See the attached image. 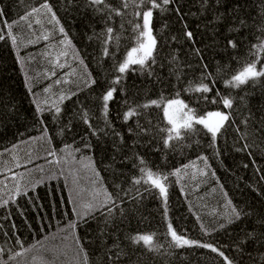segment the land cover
Here are the masks:
<instances>
[{
  "label": "trees",
  "instance_id": "trees-1",
  "mask_svg": "<svg viewBox=\"0 0 264 264\" xmlns=\"http://www.w3.org/2000/svg\"><path fill=\"white\" fill-rule=\"evenodd\" d=\"M156 3L0 0V264H264V76L227 84L264 66V0ZM147 10L152 57L120 73ZM174 99L228 120L166 143Z\"/></svg>",
  "mask_w": 264,
  "mask_h": 264
},
{
  "label": "snow or ice",
  "instance_id": "snow-or-ice-1",
  "mask_svg": "<svg viewBox=\"0 0 264 264\" xmlns=\"http://www.w3.org/2000/svg\"><path fill=\"white\" fill-rule=\"evenodd\" d=\"M93 3H102L103 0H92ZM149 2L152 5V8H157L160 5L156 3V0H149ZM163 4H168L170 3V0H162ZM44 8H48L49 11H51L50 7L47 4L43 5ZM34 11H39L38 9ZM3 13L0 11V16H2ZM31 15V13H29ZM152 16V11L147 10L143 13V28L144 31H141L137 37V45L136 47H133L128 51L126 59L124 62L119 66L118 71L120 73L126 72L128 70L130 65L133 64H138L143 66L145 62L152 57V52L155 47V39L152 37L151 34V29L149 27L150 25V18ZM23 19H27V16L23 17ZM39 21H37L38 23ZM137 28L141 27L140 25L136 26ZM11 29V26L9 25V31ZM61 32H63V28L60 29ZM108 32L111 33L112 29L109 28ZM189 37L191 36V33H188ZM47 38V37H45ZM146 38V39H142ZM13 42H15V37H12ZM233 47H235V44L232 43ZM259 51H264V44H261L258 48ZM105 54H107V51H105ZM256 63L257 62H252L251 64L245 65L242 69L239 70L237 74H235L230 81L227 82L229 86L232 87H239L241 84L245 83L246 80L250 77H257V76H264V66H262L260 71L256 70ZM117 83L119 82V79L116 81ZM196 91H201V92H209L211 89L208 87V85L202 84L199 86ZM113 90H109L107 94L104 97V100L107 101L112 98L113 95ZM222 102L225 107H231V100L228 98H221ZM215 102V101H213ZM153 104H157L159 106L158 101H153ZM175 106V111H169L170 109H173ZM188 106L184 104L183 101L180 100H172L169 101L164 109V115L168 120V123L172 125L170 129H168L169 136L166 140V143L168 140L172 139H179L181 138V133L180 129H186V130H191L193 127V123L203 125L204 128L207 129L209 133L212 134L213 139H215L217 133L220 131V129L224 126V122L228 120L227 114L223 112H210L207 113L206 115L199 116L197 117L195 115V112L192 109H188L186 112L183 111V109L187 108ZM57 111L59 109L57 108ZM133 115V112L127 113V116ZM174 133V135H173ZM143 163V161H141ZM142 173L144 174V179L145 183H150L151 186L158 188L160 193L163 194L165 197L167 195V189L165 184L162 182L163 180H166L167 177L161 178L158 174H155L151 172L150 170L141 169ZM176 175H179V173H175ZM135 183L139 184L141 183V179H136ZM106 197L110 199V196H108L107 193H105ZM85 208H87L89 211L92 208L91 204H86L84 205ZM88 212L83 213V215H87ZM170 229V234L172 237V240L176 243L177 246H184V245H190L194 242H191L189 240H186L182 238L181 236L177 235V233L171 229V225H169ZM133 240L135 242H140L143 241L145 245H150L152 241V236L151 235H139L136 237H133ZM202 247H211V245H199ZM2 251V249H0ZM212 251H217V249L212 248ZM220 255H223V253H220ZM227 260V257H225ZM54 264V262H53ZM228 264H232L231 261H228Z\"/></svg>",
  "mask_w": 264,
  "mask_h": 264
},
{
  "label": "rangeland",
  "instance_id": "rangeland-1",
  "mask_svg": "<svg viewBox=\"0 0 264 264\" xmlns=\"http://www.w3.org/2000/svg\"><path fill=\"white\" fill-rule=\"evenodd\" d=\"M151 19H152V16H151V18H150V25H149V27H150V29H151V34H152V37L154 38V36H153V33H152V28H151ZM144 39H146V38H144ZM256 70L257 71H260L257 67H256ZM251 78V77H250ZM174 100H177V99H174ZM178 100H180V99H178ZM169 101H172V100H169ZM169 101H164V102H160L159 103V105H161L162 107H163V109H165V107H166V105H167V103L169 102ZM180 101H182V100H180ZM185 104V103H184ZM169 111H175V106H174V108L173 109H170ZM183 111H187V109L185 108V109H183ZM167 119V118H166ZM168 121V120H167ZM193 124H195V123H193ZM203 126V125H202ZM171 127H172V125H171ZM182 129V128H181ZM218 134V133H217ZM87 170H89V169H87ZM0 181H2V178H1V180ZM193 244V243H192ZM191 245V244H190ZM11 260H13V258H11ZM32 264H36V262H34V261H30ZM15 264H25V262H24V258H18L16 261H15Z\"/></svg>",
  "mask_w": 264,
  "mask_h": 264
}]
</instances>
